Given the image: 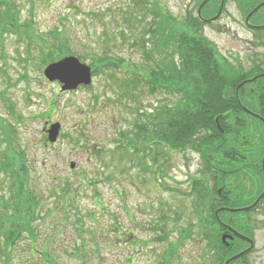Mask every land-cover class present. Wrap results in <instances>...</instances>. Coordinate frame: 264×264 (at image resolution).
I'll use <instances>...</instances> for the list:
<instances>
[{"label":"rangeland","instance_id":"rangeland-1","mask_svg":"<svg viewBox=\"0 0 264 264\" xmlns=\"http://www.w3.org/2000/svg\"><path fill=\"white\" fill-rule=\"evenodd\" d=\"M5 1L10 6L13 2L18 11L21 31H5L0 36V125L11 127L12 135L8 141L0 128V196L8 204L16 196L11 185L14 180L3 164L6 153L20 147L26 190L37 203L35 210L32 206L36 250L41 251L48 240L47 252L57 256L59 264H212L198 233L200 219L194 211V198L168 191H189L191 181L201 178L199 155L188 149L162 159L158 147L151 146L145 156L136 154L133 146L117 147L121 139L137 140L139 133L138 142H142L148 116L161 99L169 97L168 93L147 91L144 77L138 92L127 86L135 80L136 66L145 70L146 61L135 44L141 43L143 30L156 19L157 9L153 4L146 6L151 1ZM196 1L156 0V5L161 15L173 16V22L185 21V14L198 15L202 24L197 26L198 33L222 55L231 52L228 57L240 64L246 76L250 65L258 62L254 53L264 54L261 42L256 41L262 36L252 35L244 18L234 15L231 4L223 16L213 17L203 14L209 0L204 4ZM55 30L59 42L67 43L64 53L70 56L53 63L76 58L91 69L88 86L61 91L62 85L44 78V68L52 64L42 61L47 50L41 46V55L39 46L28 39L40 44ZM106 57L123 60L125 66L110 68L115 71L111 73L100 63L92 67L96 59ZM176 59L174 56L173 62ZM55 123L60 124L59 134L55 143L48 144L44 130ZM246 155H250V164L238 166L241 173L236 172L227 182L237 204L239 186L247 188L255 182L261 186L258 193L264 188V155L261 171L256 169L255 153ZM163 160L167 163L162 164L158 181L166 189L154 181V170ZM249 170L254 172L252 178L246 176ZM255 170L261 175L258 181ZM7 213L0 206V214ZM248 217L256 229L252 264H264V205ZM32 247L31 239L22 235L10 250L15 264H41L36 256L29 262ZM1 260L0 252V264Z\"/></svg>","mask_w":264,"mask_h":264},{"label":"trees","instance_id":"trees-1","mask_svg":"<svg viewBox=\"0 0 264 264\" xmlns=\"http://www.w3.org/2000/svg\"><path fill=\"white\" fill-rule=\"evenodd\" d=\"M149 1H151L150 5L146 4V6L151 7L153 4L157 9L156 13L153 12V9L150 12L154 13L153 16L156 19H152L149 28L143 30L145 37L141 43L136 42L135 44L146 61L145 70L141 69V66H136L135 74H133L135 80L127 86L131 87L133 92H138L141 86L140 80L144 77L143 83L147 91H151L152 94L159 92L161 95L168 93L169 97L165 96L161 99L158 108L152 111V116H148L149 125H145L147 128L144 130L145 138L142 142H138L141 137L139 133L136 137L137 140L124 139L123 141L121 139L122 142L117 147L125 150L129 146H133V151L135 150L136 154L142 153L144 156L147 154V150L151 151V146L158 147L157 155L159 154L162 159H166L173 152L181 153L190 149L192 152L198 153L203 161L206 157L210 159V155L213 154H224V158H228V155L255 153L256 169L261 171L260 164L264 155V77L256 76L264 71H260L261 68L256 67V71L248 73L249 76L245 77L239 63H233L219 53L201 33H198V25H202L198 15L193 18L190 14H185V21L173 22V16L160 14L156 0ZM197 1L205 2V0ZM11 6L5 0H0V36L5 31L13 33L21 31L18 11L16 12L13 8V2ZM131 17L133 18V16ZM187 23H189V28H185ZM263 32L254 30L253 33ZM49 35L50 38L46 41L40 40V44L35 42V39H28L32 45L39 46L38 52L41 55L44 53L43 49H40L41 46L47 50L42 61L49 64L64 56H70V54L64 53V43H67L59 42L60 34L55 30ZM260 42L262 44L261 39ZM174 56L177 58L176 62H173ZM106 59H96L91 65L94 67L100 63L105 70L108 68L110 73L115 72L110 68L118 69L125 66L123 60L107 57ZM262 60L261 65L264 67V59ZM108 64L109 66H107ZM2 127L0 125V128ZM3 129L4 137L8 141L12 140L11 127H3ZM23 157L24 153L21 152V148L15 146V149L11 148L4 158L3 167L6 168L5 173L10 175V179L14 180L11 185L16 196H11L10 204L7 199H4V196H0V206L9 210L7 215L0 214L1 262L2 264H15L10 250L24 235L33 242L29 262H34L36 256L41 264H59L57 256L47 252L50 244L48 240L42 245L41 251L36 250L34 246L37 234L32 219L33 209L35 210L37 203H35L31 191L26 190L27 178L25 177ZM164 163H167V160H163L160 164ZM157 166L154 170L155 179L158 175ZM222 166L231 172H226L218 177L222 179V183L227 188V194L232 195V190L227 187V182L237 173L232 165ZM160 167L163 168L162 165ZM254 177L258 181L261 175L259 176L256 171ZM204 184V176L198 180H192L191 190L187 195L188 198H194V211L200 219L198 225L200 237L203 234L201 217L205 200ZM236 192L238 193V189ZM226 206L234 208L238 204L229 201ZM128 260L131 263V259ZM162 264H168V262L164 261Z\"/></svg>","mask_w":264,"mask_h":264},{"label":"flooded vegetation","instance_id":"flooded-vegetation-1","mask_svg":"<svg viewBox=\"0 0 264 264\" xmlns=\"http://www.w3.org/2000/svg\"><path fill=\"white\" fill-rule=\"evenodd\" d=\"M229 4L233 6L234 15L244 18V25L249 28L252 35H254V30L264 31V0H209L204 4V10L206 13L212 14L213 17L218 15L221 17L223 11H228ZM256 35H258L257 38L262 36L260 39L264 42V32ZM260 39H256L258 44ZM261 45L263 51L264 44ZM229 54L231 52L224 56L235 63L231 55V57H228ZM253 58L256 61L261 59L257 64L252 63L247 72L256 71V67H260V71H264V67L261 65L264 54L254 53ZM248 76L249 74H246L245 77ZM256 77H264V72H260L259 76ZM246 79L248 80V78ZM211 156L213 160L208 156L210 159L205 158L204 161L198 156V161L203 166L202 173L205 181V200L202 206V241L205 242L207 253L211 254L212 264H252L251 256L256 250V229L251 225V218L248 216L264 205V188L262 192L258 193L256 189L260 190L261 186L255 184V182V185L249 184L247 188L239 186L238 206L236 208L226 206V203L229 201L235 202L236 199L233 195L227 194V188L222 183V179L218 177L231 171L228 168L219 169V166L232 165L235 172L241 173L238 166L244 165V162L250 164V162H247L249 157L240 154L228 155V158H224V154H213ZM210 160L211 162H209ZM253 173L249 170L246 176L252 178ZM262 176L264 179L263 169Z\"/></svg>","mask_w":264,"mask_h":264},{"label":"water","instance_id":"water-1","mask_svg":"<svg viewBox=\"0 0 264 264\" xmlns=\"http://www.w3.org/2000/svg\"><path fill=\"white\" fill-rule=\"evenodd\" d=\"M43 75L48 82H58L61 91L75 90L78 86H88L91 83V69L82 65L74 57H66L59 62L52 63L45 67ZM60 124L55 123L48 130L46 141L49 144L55 143L59 134ZM74 166L71 165V168Z\"/></svg>","mask_w":264,"mask_h":264}]
</instances>
